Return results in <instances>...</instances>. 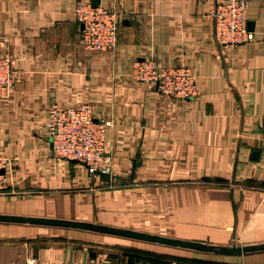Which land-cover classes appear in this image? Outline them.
Listing matches in <instances>:
<instances>
[{
	"label": "crops",
	"instance_id": "crops-1",
	"mask_svg": "<svg viewBox=\"0 0 264 264\" xmlns=\"http://www.w3.org/2000/svg\"><path fill=\"white\" fill-rule=\"evenodd\" d=\"M93 0H0V38L16 58L0 98V152L13 156L0 214L89 221L215 245L264 243V0H249L255 40L215 41L221 0H100L120 14L113 51H89L74 10ZM189 65L195 99L133 75L136 59ZM90 102L110 170L56 158L54 104ZM137 243L187 251L192 264H264V251L221 255L71 227L0 221V264H144ZM134 248V249H133Z\"/></svg>",
	"mask_w": 264,
	"mask_h": 264
},
{
	"label": "built area",
	"instance_id": "built-area-1",
	"mask_svg": "<svg viewBox=\"0 0 264 264\" xmlns=\"http://www.w3.org/2000/svg\"><path fill=\"white\" fill-rule=\"evenodd\" d=\"M249 0H221L210 10L216 43L221 48L250 43L255 33L249 27ZM76 20L83 26V46L89 51H113L118 45L120 14L101 4L78 2L74 10ZM0 38V98L8 97L15 88L16 58L2 50ZM133 77L170 98L195 99L199 94L197 76L189 65H161L156 57L136 59ZM112 121L98 122L90 102L54 104L49 110L48 129L52 138V153L56 158L84 163L95 174L110 170L106 156V133ZM14 157L0 152V193L12 184L11 168Z\"/></svg>",
	"mask_w": 264,
	"mask_h": 264
},
{
	"label": "water",
	"instance_id": "water-1",
	"mask_svg": "<svg viewBox=\"0 0 264 264\" xmlns=\"http://www.w3.org/2000/svg\"><path fill=\"white\" fill-rule=\"evenodd\" d=\"M93 4L95 6L99 5L100 0H93ZM73 161H78V160L73 159ZM101 174L107 175L104 172H101ZM0 221L71 227V228L96 231L106 234L123 236V237L139 239V240H144L159 244H165L174 247H180V248L191 249L200 252H208V253H215L221 255H239V254H248V253L264 251V243L241 245L238 244L237 242H234L231 245H215L206 242L186 240L181 238L164 236L160 234L143 232L129 228L108 226L95 222L72 220V219L0 214Z\"/></svg>",
	"mask_w": 264,
	"mask_h": 264
},
{
	"label": "rangeland",
	"instance_id": "rangeland-1",
	"mask_svg": "<svg viewBox=\"0 0 264 264\" xmlns=\"http://www.w3.org/2000/svg\"><path fill=\"white\" fill-rule=\"evenodd\" d=\"M134 252L144 264H192L194 258L186 256L187 251L160 245L137 243Z\"/></svg>",
	"mask_w": 264,
	"mask_h": 264
}]
</instances>
